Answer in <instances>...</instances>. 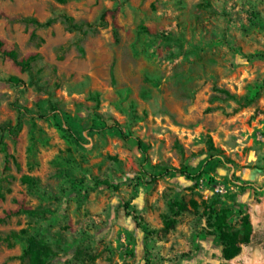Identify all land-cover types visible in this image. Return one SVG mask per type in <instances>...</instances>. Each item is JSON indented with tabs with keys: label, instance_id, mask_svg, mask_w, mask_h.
Wrapping results in <instances>:
<instances>
[{
	"label": "rangeland",
	"instance_id": "obj_1",
	"mask_svg": "<svg viewBox=\"0 0 264 264\" xmlns=\"http://www.w3.org/2000/svg\"><path fill=\"white\" fill-rule=\"evenodd\" d=\"M0 39V264H264V0H0Z\"/></svg>",
	"mask_w": 264,
	"mask_h": 264
},
{
	"label": "trees",
	"instance_id": "obj_2",
	"mask_svg": "<svg viewBox=\"0 0 264 264\" xmlns=\"http://www.w3.org/2000/svg\"><path fill=\"white\" fill-rule=\"evenodd\" d=\"M61 3L65 2L66 0H57ZM105 18V15L102 16V19ZM20 22H23L27 25H34L36 28H47L52 26L58 20H60L65 26L66 29L70 32L78 31L82 34H86L91 32L95 29V25L90 22H77L75 18L67 13H61L57 17H52L47 19L46 21H40L36 17L32 16H20L17 18ZM31 39L36 40L39 39L40 42L44 41L42 37H39L35 32L31 34ZM0 53L4 57H8L12 59L17 65L21 66L22 69L27 70L30 69L32 61L35 59V56H31L29 58H21L19 52L16 49H4V42L0 39ZM15 79V78H14ZM17 80V79H15ZM165 171H169V169H165ZM183 175H186L189 178H196L198 174L190 172L188 170H180ZM152 178H156L153 176ZM127 214L130 215L131 212L129 211V204H126ZM140 216H134L138 226H142V221L140 220ZM249 222V221H248ZM220 233L224 238V243L226 244L225 247V255L228 258H232L238 254L240 251V247L238 246L239 242L244 244H252L253 237H252V228L248 224L247 228L243 232V235H240V231L230 230L229 228H222L220 229ZM30 258V264H44V261L41 260V249L37 246H33L28 252Z\"/></svg>",
	"mask_w": 264,
	"mask_h": 264
}]
</instances>
